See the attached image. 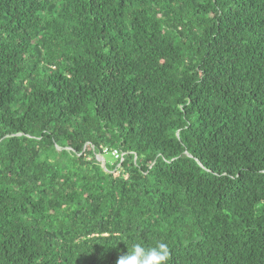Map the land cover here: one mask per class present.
Here are the masks:
<instances>
[{
	"label": "trees",
	"instance_id": "16d2710c",
	"mask_svg": "<svg viewBox=\"0 0 264 264\" xmlns=\"http://www.w3.org/2000/svg\"><path fill=\"white\" fill-rule=\"evenodd\" d=\"M160 240L264 264V0H0V264Z\"/></svg>",
	"mask_w": 264,
	"mask_h": 264
},
{
	"label": "clouds",
	"instance_id": "9594fccd",
	"mask_svg": "<svg viewBox=\"0 0 264 264\" xmlns=\"http://www.w3.org/2000/svg\"><path fill=\"white\" fill-rule=\"evenodd\" d=\"M101 157L103 161V157ZM171 250L164 241H156L153 245L133 243L125 255L120 256L117 264H169Z\"/></svg>",
	"mask_w": 264,
	"mask_h": 264
},
{
	"label": "built area",
	"instance_id": "2783aa9c",
	"mask_svg": "<svg viewBox=\"0 0 264 264\" xmlns=\"http://www.w3.org/2000/svg\"><path fill=\"white\" fill-rule=\"evenodd\" d=\"M103 153H107V150L106 149H103ZM110 155H112V157L115 159V160H118L119 159V163L122 161L123 159V154L120 153V151L116 150V149H113L112 151L109 152ZM101 155V154H99Z\"/></svg>",
	"mask_w": 264,
	"mask_h": 264
},
{
	"label": "rangeland",
	"instance_id": "374dc122",
	"mask_svg": "<svg viewBox=\"0 0 264 264\" xmlns=\"http://www.w3.org/2000/svg\"><path fill=\"white\" fill-rule=\"evenodd\" d=\"M98 158H100V160H101V157L98 156ZM105 159L109 160V159H111V158H110L109 155H105ZM114 175H117V172H114Z\"/></svg>",
	"mask_w": 264,
	"mask_h": 264
}]
</instances>
